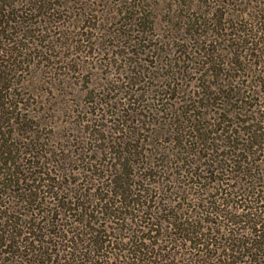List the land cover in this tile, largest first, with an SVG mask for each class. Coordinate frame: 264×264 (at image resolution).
<instances>
[{
	"label": "rangeland",
	"instance_id": "obj_1",
	"mask_svg": "<svg viewBox=\"0 0 264 264\" xmlns=\"http://www.w3.org/2000/svg\"><path fill=\"white\" fill-rule=\"evenodd\" d=\"M5 1L13 4L8 12L19 11L23 18L16 17L17 23L12 22V15L4 18L5 32L0 34V47L7 45L12 49L13 45L16 49H24L27 44L31 47L22 55L21 63L13 66L10 82L20 84L17 88L20 96L12 101L21 102L23 110L31 111L27 112L30 116L26 118L34 121L31 126L38 134L34 136V147L63 148L71 159H67L66 164L77 165L71 163L76 155L84 158L81 164L88 160L96 163L100 170L95 175L102 181L98 197L110 195L103 182L106 178L101 177L111 176L110 166L119 163L118 156H123L133 166V174L139 176L135 182L148 195L144 206L141 205L144 197H138V202L131 197V206L156 213L162 222L157 225L162 230L141 233L143 238L149 239L144 243L160 244V248H164L161 258L172 249L171 253L181 257L182 263L188 259L189 253L197 254L194 248L201 247L198 242L197 247L188 248L189 242L187 245L168 244L164 240L168 235L165 232L168 210L171 207L173 212L182 216V220L193 216L195 227H206L204 216L199 213L207 195L209 201L218 202L222 193L225 203L233 204L239 200L236 195L235 198L229 195L230 191L234 194L240 192L243 198L254 191L251 186L254 179L248 173L242 177L239 172L231 170L233 161H245L237 163V169L247 167L248 171L260 160L264 161L261 158L264 150L256 152L257 147H264V142L251 145L249 136L243 134V128L248 127L241 123L245 117L239 114L241 109H247L255 102L250 100V104L244 105L236 92L242 88L241 94L247 93L254 86L251 98H257L254 90L259 79L252 62L241 58L233 65L231 73L235 82L232 84L228 78L222 79V70L217 76L212 66L222 69L225 55L220 26L212 32L216 23L210 22L198 30L196 17L192 18L193 25L189 30H192L193 37L190 38L179 34L170 23L173 12L169 14L168 5L175 7L184 1L188 5L192 0H150L145 5L150 6L146 14L153 15L151 21L155 25L147 26L142 49L136 47L139 44L134 43V36L124 32L129 30L125 26V9L130 1L134 4L139 0H55L54 4L41 8L34 6V0ZM35 1L37 5H43L39 3L43 0ZM200 1L205 0H194ZM184 8L180 13L190 15L191 10ZM199 31L200 35L205 33L207 37L196 40ZM175 37L177 39L173 40ZM148 46H152L150 52ZM207 52L209 56H206ZM207 59L212 66L206 70ZM241 68L245 72H241ZM250 84L252 87H248ZM226 93L231 94L227 96ZM249 116L246 114V118ZM11 139L10 143L15 147H25L23 137L15 134ZM241 147L245 149L241 151ZM237 154L240 155L237 157ZM170 167L173 168L166 172L165 169ZM220 167L222 173L217 172ZM193 172L197 177L191 176ZM234 175L241 176L242 182H237ZM165 178L176 183H169L167 190L160 193L158 188H162L160 182ZM196 182L199 186L205 185H202L203 195ZM175 186H178L177 191L173 192ZM149 206L152 208L148 209ZM235 206L230 210L239 215L241 210H236ZM105 208L109 206L93 204L94 218L99 223L93 227L101 232L102 240L106 242L92 248L99 250L100 264H123L122 258L117 261L115 258L116 255L123 256L130 231L112 228ZM130 209L126 211L130 212ZM207 218L216 221L215 217ZM225 221L222 220V224ZM152 227L157 229L154 225ZM182 236L186 239L194 237L190 233ZM193 239L197 241V238ZM216 242L221 241L216 239Z\"/></svg>",
	"mask_w": 264,
	"mask_h": 264
},
{
	"label": "trees",
	"instance_id": "obj_2",
	"mask_svg": "<svg viewBox=\"0 0 264 264\" xmlns=\"http://www.w3.org/2000/svg\"><path fill=\"white\" fill-rule=\"evenodd\" d=\"M54 1H39L43 4L40 6L35 0L32 3L41 8L46 4H54ZM149 1L139 0L134 4L130 1L131 4L125 9V26L129 27V30L124 32L128 36H134L133 41L139 44L136 45L139 49L144 48L147 26L155 25L154 21H151L154 19L153 15L146 14L150 6L145 5ZM173 6L168 5L169 14L173 12L170 23L173 29L181 35L193 37V32L189 30L191 29L189 27L193 25L191 20L195 17L198 30L205 28L210 22L216 23L212 32L218 30L217 27L220 26L222 45L225 44V47H222V50H225L222 69L212 66L207 59L206 70L212 66L217 76L222 70V79L223 77L228 78L232 84L235 80L232 78L231 70H234L235 64L239 63L241 58H248V61L252 62L255 75L259 79L254 90L257 98L255 100L254 97L251 98L254 86L247 93L242 92L243 95L241 94L242 88L236 92L240 95V101L244 105L250 104V100L255 102L251 103L252 105L247 109H241L239 114L245 117L241 123L248 126L243 128V134L249 136L251 145H261L264 142V0H205L200 2L192 0L188 5L184 1V3H177L175 7ZM12 7V3L0 0V34L2 35L5 32V27L2 26L5 17L12 15V22L15 23H17L16 17L23 18L22 14L19 15V11L16 13L7 11ZM184 7L191 10L190 15L180 13V10L185 9ZM198 9L199 12H197ZM19 22L27 24L25 21ZM5 25L10 27L9 24L5 23ZM206 37L205 33L200 35L199 31L195 39L202 40ZM176 39L177 37L173 40ZM147 40L151 41L152 37H147ZM29 44L32 45V42ZM152 46L147 47L148 52ZM10 47L7 45L0 47L2 51L0 58V264H100V252L92 247H97L98 243L103 244L106 241L102 240L101 232L93 227L99 224L97 218H94L93 204L98 206L102 203L109 206L104 212L113 224L112 228L130 231L126 248L122 251L123 256L116 255V261L122 258L123 264L182 263L180 262L181 257L178 258L171 253L172 249L168 250L167 256L161 258L164 248H160V244L151 245L148 242L146 245L144 243L149 239L143 238L141 233L162 230V227L157 226L162 225V222L158 220L156 213H148V210L135 209L131 206L129 201L131 197H134L133 200L136 202L139 201L138 197H144V201L141 202L144 206L148 202V195L139 183L135 182V178L139 176L136 177L133 174V166L123 156H118L119 163L110 166L111 176L101 177L106 178L103 182L110 190V195L98 197L102 181L98 179L99 177L96 178L95 173L100 170L96 163L88 160L85 164H81L84 158L76 155L77 157L72 159L71 163L75 162L77 165L66 164L69 157L63 148L34 147V136L38 134L31 126L34 121L30 119L27 121L26 118L29 115L27 112L31 111L30 109L23 110V106H20L21 102L12 101L13 98L20 96L19 89H17L20 84L14 85L10 82V71L13 70L14 65L21 63L22 55L27 53V50H31V47L28 44L24 49H16L13 45L12 49ZM209 54L207 52L206 56ZM12 58L14 61L11 60ZM143 61L146 62V60ZM241 72H245L243 68ZM167 76L169 79L171 74ZM241 76L244 77V75ZM248 87H252V84ZM230 94L226 93L227 96ZM246 114L250 116L246 118ZM20 122L24 125L20 126ZM8 128L10 130L6 131L5 129ZM15 134L25 139V147H15V144L10 143ZM126 144V147H129L128 143ZM244 149L241 147L240 150ZM258 149L261 151L264 147H257V153ZM128 152L131 153L129 150ZM80 154H83L82 150ZM261 158L264 159V156ZM241 162L245 161H233L231 170L239 172L242 177L248 173L254 179L252 184L250 183L254 191L245 198L240 195V192L234 194L230 191L229 195L233 198L236 195L239 200L233 204L225 203L222 193L218 202L209 201V195H207L204 199L205 204L202 205L201 213H199L204 216L206 227H195L193 216L182 220V216L173 212L171 207L168 210L166 228L169 231L165 230L168 235L164 240L168 244L178 242L187 245L186 242H189L188 248L197 247V242L201 246L198 250L194 248L198 253H189L188 259L183 260L182 264H264V161H255L258 162L257 166L249 168L252 172H249L247 167L237 169L236 164ZM172 168L165 170L167 172ZM219 170L222 173V167L217 169V172ZM211 173L213 174L212 170ZM191 176L197 177L196 172H193ZM242 177L234 175V179L239 183L242 182ZM169 183L174 185L176 181L171 182L169 178H165L160 182L162 188H158V191L160 193L165 191ZM220 183L222 184V181ZM195 184L202 190L203 195L202 188L205 185L199 186L198 182ZM177 187L175 186L172 191H177ZM115 198L118 199L115 200ZM233 206L236 210H241L239 215L230 210ZM128 208L136 212L133 214L131 209L127 212ZM149 208L152 207L149 206ZM156 208L161 209L159 206ZM207 216L215 217L216 221L210 220ZM69 220L72 222L70 223ZM222 220H226L225 224H222ZM148 221L151 222L148 223ZM163 221L166 222L164 219ZM152 225L157 229H153ZM184 233L192 234L197 241L193 238L186 239L182 236ZM83 235L88 239L82 237ZM222 236L226 237L222 239ZM216 239L221 242L217 243ZM110 242L108 240V243ZM156 259L159 262H156Z\"/></svg>",
	"mask_w": 264,
	"mask_h": 264
}]
</instances>
